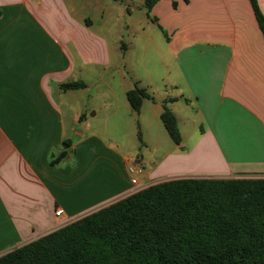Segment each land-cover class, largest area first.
Listing matches in <instances>:
<instances>
[{"label":"crops","instance_id":"0c3cea01","mask_svg":"<svg viewBox=\"0 0 264 264\" xmlns=\"http://www.w3.org/2000/svg\"><path fill=\"white\" fill-rule=\"evenodd\" d=\"M257 1L264 14V0ZM177 3L162 0L150 15L173 60L168 75L175 70L182 87L173 76L168 86L180 92L160 97L154 88L156 101L146 99L136 115L140 121L148 107L161 137L163 104L179 128L177 106L192 104L194 115L183 120L191 129L133 186L128 168L144 159L117 141L133 134L127 92L142 88L126 70L129 45L96 31L65 0H0V257L158 183L264 177V38L250 0ZM79 81L88 90L104 85L95 93L104 100L102 129L89 120L98 115L94 107L85 113L81 100L63 101L69 90L61 85ZM191 137L198 140L189 151ZM65 140L68 155L54 164ZM213 160L217 165L186 169Z\"/></svg>","mask_w":264,"mask_h":264},{"label":"trees","instance_id":"16d2710c","mask_svg":"<svg viewBox=\"0 0 264 264\" xmlns=\"http://www.w3.org/2000/svg\"><path fill=\"white\" fill-rule=\"evenodd\" d=\"M160 1L144 0L148 15ZM250 3L264 38V14L257 0ZM126 96L137 115L145 99L154 101L139 87ZM160 117L181 145L177 117L166 104ZM70 143L64 141L54 164L67 157ZM0 264H264V177L158 183L6 253Z\"/></svg>","mask_w":264,"mask_h":264},{"label":"rangeland","instance_id":"374dc122","mask_svg":"<svg viewBox=\"0 0 264 264\" xmlns=\"http://www.w3.org/2000/svg\"><path fill=\"white\" fill-rule=\"evenodd\" d=\"M65 3L66 5L75 7V15L78 17L89 16L93 21V27L96 31L104 30L111 35L112 40L121 39L125 44L129 45L130 49L127 52L128 65L126 70L129 73V77H132L134 82H138L139 86L145 89L151 97L154 98V101H150H156L153 92L154 88L159 91L160 97L166 95L165 90H169L171 95H176L180 92L168 86L169 82L172 83L171 80L174 76L177 85L182 87L181 81L175 73V70L172 76L168 75V72H170L169 70L173 68V60L166 51L164 36L151 21L153 16L150 15L149 17L147 15L144 0H65ZM120 10L123 11L122 14H120ZM107 80L114 85L112 79L109 78ZM103 87V84L97 83L91 90H88V88L75 91L69 90L67 95H65L67 101L64 99L63 101L75 106L77 101L81 100L82 103L85 104V113L89 112V105L94 107L92 111L95 112L97 110L98 115L89 118V120L93 127L102 129L104 127L102 122L104 115V100L100 96L97 97L95 93L103 90ZM182 93L183 94H180H186L185 92ZM55 97L59 100V95H55ZM183 97L185 98V96ZM183 102L185 103V101ZM183 102L182 104H184ZM190 107V110L189 107L184 105L177 106L176 108L181 119L179 130H181L180 133L183 135L188 134L191 129L190 122H185L186 124L183 122V120H187L188 111L190 115H194L195 106L191 104ZM135 116L134 125L133 123L131 124L133 134H130L128 140L123 143L118 140L119 136H117V141L121 146L125 143L128 151L131 150L140 154L141 156H138V159L143 157L144 164L139 167L142 168L144 173V171L155 168L159 163L158 161H162L163 157L175 146V143L162 125L161 118H159V122L163 129V136H159L154 122V116L148 107L144 108L143 117L140 121L136 114ZM197 128L198 130L200 129L198 124ZM116 129L118 130V127H116ZM116 134L119 135V133H114V137H116ZM188 136L190 137L191 134ZM183 137L186 139L187 136H182V138ZM197 140L198 139L195 137L186 140L189 151ZM158 144L159 150L157 153H154V148L158 146ZM181 153L182 152L178 151V154ZM213 164L217 165V161H202L200 163L196 162V164L190 162L189 165L186 164V169L190 171V169L196 166L210 167ZM179 167H183V165ZM179 167L176 168V171L181 169Z\"/></svg>","mask_w":264,"mask_h":264},{"label":"built area","instance_id":"2783aa9c","mask_svg":"<svg viewBox=\"0 0 264 264\" xmlns=\"http://www.w3.org/2000/svg\"><path fill=\"white\" fill-rule=\"evenodd\" d=\"M128 173H129V175L131 176V183H132V185H133V186H138V185H140V184H139V181H138V179H137V176L143 174V170H142V168L139 167V166H130V167L128 168ZM56 214H57L58 217H61V216H63L64 212H63L62 209H59V210H57Z\"/></svg>","mask_w":264,"mask_h":264}]
</instances>
